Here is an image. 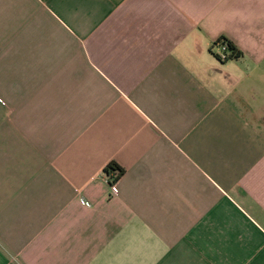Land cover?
<instances>
[{
	"label": "crops",
	"instance_id": "obj_1",
	"mask_svg": "<svg viewBox=\"0 0 264 264\" xmlns=\"http://www.w3.org/2000/svg\"><path fill=\"white\" fill-rule=\"evenodd\" d=\"M0 264H264V0H0Z\"/></svg>",
	"mask_w": 264,
	"mask_h": 264
},
{
	"label": "trees",
	"instance_id": "obj_2",
	"mask_svg": "<svg viewBox=\"0 0 264 264\" xmlns=\"http://www.w3.org/2000/svg\"><path fill=\"white\" fill-rule=\"evenodd\" d=\"M219 42H225L227 44L228 50L230 51V55L228 59L237 58L241 55V52L238 49H236V47L225 37H220L219 39H217V41L214 43V46H216L217 43ZM216 58L219 59L217 56ZM122 173H123V169L119 167L116 163L108 164L107 168H105V175L108 176L109 178L108 183L110 182V179L112 177H116V178L120 177Z\"/></svg>",
	"mask_w": 264,
	"mask_h": 264
},
{
	"label": "built area",
	"instance_id": "obj_3",
	"mask_svg": "<svg viewBox=\"0 0 264 264\" xmlns=\"http://www.w3.org/2000/svg\"><path fill=\"white\" fill-rule=\"evenodd\" d=\"M217 47V51L215 52L216 56L220 59V60H226L229 58L230 55V51L228 50L227 44L225 42H219L216 45ZM108 166V165H107ZM107 166L105 165V168H107ZM107 183H108V176L104 175ZM120 177H112L110 179L109 184V189H110V193L112 195H116L118 192V182H119ZM85 205H90L88 202H85Z\"/></svg>",
	"mask_w": 264,
	"mask_h": 264
}]
</instances>
